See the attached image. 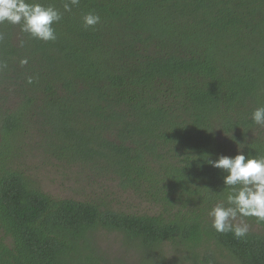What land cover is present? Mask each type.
I'll use <instances>...</instances> for the list:
<instances>
[{
  "label": "trees",
  "instance_id": "1",
  "mask_svg": "<svg viewBox=\"0 0 264 264\" xmlns=\"http://www.w3.org/2000/svg\"><path fill=\"white\" fill-rule=\"evenodd\" d=\"M39 2L63 13L56 41L0 24V264H108L99 230L144 264H174L167 244L193 264H264V235L212 228L226 191L207 164L237 155L236 141L264 156L252 121L264 106V0H80L71 12ZM90 12L101 22L85 28ZM31 138L45 160L144 194L158 214L53 199L19 162Z\"/></svg>",
  "mask_w": 264,
  "mask_h": 264
},
{
  "label": "clouds",
  "instance_id": "2",
  "mask_svg": "<svg viewBox=\"0 0 264 264\" xmlns=\"http://www.w3.org/2000/svg\"><path fill=\"white\" fill-rule=\"evenodd\" d=\"M79 3L80 0H64V12H71ZM62 19L61 11L39 0H0V24L19 25L32 39L46 43L56 41L54 25ZM100 22L101 17L91 12L83 17L85 28H94ZM27 63V59L21 60L22 65ZM27 82L32 84L33 79L29 77ZM252 121L264 127V106L253 111ZM236 143L238 154L234 157L220 155L207 161L209 166L224 173L223 189L226 191V199L217 202L208 215L212 228L218 233H232L236 239H246L249 229L245 218L264 223V156L250 153L246 156L242 150L244 144Z\"/></svg>",
  "mask_w": 264,
  "mask_h": 264
},
{
  "label": "rangeland",
  "instance_id": "3",
  "mask_svg": "<svg viewBox=\"0 0 264 264\" xmlns=\"http://www.w3.org/2000/svg\"><path fill=\"white\" fill-rule=\"evenodd\" d=\"M25 145L19 159L23 171L40 190L53 199L104 203L115 211L127 214H158L160 207L144 194L125 190L113 180L98 178L89 169L77 165L68 166L49 157L45 160L43 157L47 156L43 152L44 149H41L33 138ZM245 222L248 225V232L264 235L262 224L250 218H245ZM94 241L97 251L104 255L108 264H144V253L135 251L118 232L99 230ZM10 242L11 240L7 238V243ZM164 248L165 250L161 252L163 258L167 257L174 264L179 259L181 264H193L192 256L187 255L183 248H176L171 244Z\"/></svg>",
  "mask_w": 264,
  "mask_h": 264
}]
</instances>
